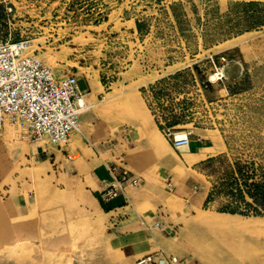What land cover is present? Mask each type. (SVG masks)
Returning a JSON list of instances; mask_svg holds the SVG:
<instances>
[{
    "label": "rangeland",
    "instance_id": "rangeland-1",
    "mask_svg": "<svg viewBox=\"0 0 264 264\" xmlns=\"http://www.w3.org/2000/svg\"><path fill=\"white\" fill-rule=\"evenodd\" d=\"M1 38L29 41L27 54L75 74L83 92L91 79L97 88L63 147L22 124L0 128V264H40L41 242L72 246L75 264L160 250L180 264H264V215L230 221L251 230L213 223L240 188L264 184V0H0ZM169 125L222 150L175 163ZM107 158L142 177L137 210L100 207L89 166ZM21 237L35 247L15 251Z\"/></svg>",
    "mask_w": 264,
    "mask_h": 264
},
{
    "label": "built area",
    "instance_id": "built-area-1",
    "mask_svg": "<svg viewBox=\"0 0 264 264\" xmlns=\"http://www.w3.org/2000/svg\"><path fill=\"white\" fill-rule=\"evenodd\" d=\"M29 45L24 39H0V128L7 123L22 124L31 140L63 147L81 130L85 107L79 102L84 95L80 80L75 74H58L38 55L27 54ZM173 128L167 126L164 131L179 150L190 143L191 133L186 131V136L177 138ZM108 169L112 179L102 191L104 200L118 196L126 184L141 183L133 172L115 162ZM167 186L171 189L172 183ZM134 264H180V259L160 250Z\"/></svg>",
    "mask_w": 264,
    "mask_h": 264
},
{
    "label": "crops",
    "instance_id": "crops-1",
    "mask_svg": "<svg viewBox=\"0 0 264 264\" xmlns=\"http://www.w3.org/2000/svg\"><path fill=\"white\" fill-rule=\"evenodd\" d=\"M89 94H90V92L86 93V96ZM92 115H93L92 112H90L87 115V117H85V118L87 119L88 117H91ZM135 122L138 123V125L142 128L143 133H145V135L147 136L146 137V139H147L146 143L148 145H150V144L155 145V141L153 139L151 132L150 131L148 132L146 127L144 125H142L140 123V121L136 120ZM137 123H136V125H137ZM153 132H154V134L159 133V130L157 128H155V130ZM81 133H82V130H81ZM134 139L136 142V147L130 149L129 151L132 150L131 152L136 151L135 149L138 148L142 142L141 138L139 136H137V134L134 136ZM132 142H134V140H132ZM188 145H189L188 157L193 160L192 163H189V161L184 156L183 152L180 151V149L178 150V152L180 153V156L179 155H174V156L172 155V156H169V159L174 160V162L177 163V157H180L184 163H187L189 165H193L195 163L203 162V161L208 160L209 158H212L217 153H219V151L222 150L221 146L219 148L218 145H216L213 142V140L208 138V137L191 138V141ZM211 148H216L217 150L215 152H212L211 150H209ZM97 151L99 153V150H97ZM127 152H128V150H127ZM157 152H158L157 158L160 159L161 161H163L165 164L169 165L170 163H167V157L168 156L164 155V153L159 149L157 150ZM131 157H133L132 153H130V158ZM107 159L108 160L94 162L93 164H91V166H89V176H90L89 177V181H90L89 187H90L91 191H94L98 195V203H99L100 207L102 208L103 211H105V212L107 211L108 214L113 213V212L114 213H119V212L131 213L132 209L137 210L138 206H140L142 203V200L137 198V196L140 192L143 191L142 188H139L137 186H132V185L126 184L125 187L123 188V190L118 194V196H116L114 198L107 199V200L103 199L102 191H104V189L107 187L109 181H111V179H112V176L110 174L108 167L114 165V162L112 160H109L110 158H107ZM115 163H117V162H115ZM118 165L125 167L124 165H121V164H118ZM131 172H133V171H131ZM133 174L141 180V183L139 184V185H141L142 184V177L137 176L134 172H133ZM165 180H166V178H165ZM155 207L156 208H155L154 212H151L149 214V218L156 217L157 216L156 214H158V211L161 210L160 204L155 205ZM239 216H240V214H231V213H225V212L219 213L218 217L213 220V223L215 225H217L218 227L228 228V229H238V230L257 229V228L236 227V226L231 225L230 221H232L233 219L239 218ZM155 226H156V223L153 224V227H155ZM124 247H126V246L123 245L121 247V250L123 252H125ZM131 248H132V251L129 252V256L132 259H137V257H138L137 250L135 249V247L133 245L131 246ZM37 249H38L37 253L42 255V253H43L42 250L39 248H37ZM73 261L74 262H72V264H75V260H73ZM98 264H100V263H98Z\"/></svg>",
    "mask_w": 264,
    "mask_h": 264
},
{
    "label": "bare ground",
    "instance_id": "bare-ground-1",
    "mask_svg": "<svg viewBox=\"0 0 264 264\" xmlns=\"http://www.w3.org/2000/svg\"><path fill=\"white\" fill-rule=\"evenodd\" d=\"M97 88V83L95 80L91 79L89 81V87L84 91V95L80 98L79 102L81 105L85 107V110H89L88 105L86 104V93L92 92ZM137 119H139L137 117ZM142 123V121H140ZM81 132V130L79 131ZM187 135L186 131H176L175 136L177 138H181ZM180 151L183 152L184 156L187 158V160H191L189 155V145L184 144L180 146ZM202 187V186H201ZM204 189V188H203ZM17 240V239H16ZM18 242L17 245L14 246L13 249L18 252H24L25 250H28L34 246V243L31 240H28L26 238H22ZM35 247V246H34ZM42 250V255L39 258L38 262L40 264H71L75 258V249L67 244H61L59 247L55 248L52 246H48L47 244L41 242L40 247Z\"/></svg>",
    "mask_w": 264,
    "mask_h": 264
},
{
    "label": "trees",
    "instance_id": "trees-1",
    "mask_svg": "<svg viewBox=\"0 0 264 264\" xmlns=\"http://www.w3.org/2000/svg\"><path fill=\"white\" fill-rule=\"evenodd\" d=\"M252 186L253 187L247 188V190L240 188L234 202L226 204L220 208V211L231 214L263 216L264 184L255 182ZM247 195L251 197V201L247 200ZM210 198L211 195L207 197L206 203L209 202Z\"/></svg>",
    "mask_w": 264,
    "mask_h": 264
}]
</instances>
